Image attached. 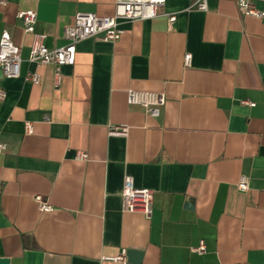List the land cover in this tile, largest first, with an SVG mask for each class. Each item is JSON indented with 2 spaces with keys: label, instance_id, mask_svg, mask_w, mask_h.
I'll return each instance as SVG.
<instances>
[{
  "label": "crops",
  "instance_id": "crops-1",
  "mask_svg": "<svg viewBox=\"0 0 264 264\" xmlns=\"http://www.w3.org/2000/svg\"><path fill=\"white\" fill-rule=\"evenodd\" d=\"M0 2V37L21 59L19 77L0 71V258L121 264L125 249L127 264H264V17L239 15L233 0L205 12L165 0L153 19L120 21L116 43L78 42L55 85L52 65L29 62L17 14L35 11L34 33L57 49L75 14L112 16L114 0ZM128 90L164 93L158 116L127 104ZM120 125L127 136L109 135ZM125 176L152 191L149 219L123 210ZM200 241L205 252H191Z\"/></svg>",
  "mask_w": 264,
  "mask_h": 264
},
{
  "label": "built area",
  "instance_id": "built-area-1",
  "mask_svg": "<svg viewBox=\"0 0 264 264\" xmlns=\"http://www.w3.org/2000/svg\"><path fill=\"white\" fill-rule=\"evenodd\" d=\"M239 15L243 17H255L261 19L264 17V0H233ZM262 3L263 8L258 9L256 3ZM165 0H114V14L112 16H99L93 13H77L73 18V24L66 27L64 38L67 44L61 48L48 49L43 41L44 35L34 33L36 23L35 11H21L17 14L23 25L25 33L33 37L32 46L29 53V62L35 65H52L54 67V82L58 85L60 78V68L62 66H72L75 63L76 44L88 38H95L103 43H116L123 34L120 28V21H144L153 19L159 15L160 9L163 7ZM3 4V2H0ZM190 9L205 12L207 10V0H195ZM169 25L175 21V16L168 17ZM191 57L189 54L184 56L183 64L185 67L190 65ZM20 49L16 46L10 37L8 31H3L0 37V71L2 76L7 79H14L20 74ZM26 81L33 85L39 83V76L36 74H28ZM5 93L0 89V100ZM164 93H155L148 91L128 90L126 93V102L129 105L142 107L151 117L158 116L159 108L165 104ZM244 105L253 106L247 101ZM128 127L124 125L109 127V135L127 136ZM25 132H32L31 123H25ZM6 148V145L0 143V153ZM79 160L88 158L86 153L79 152L77 154ZM237 189L245 192L248 189L247 180L242 177L237 183ZM122 205L123 210L127 213H139L145 219H149L151 215L152 191L150 189L136 188L131 177L125 176L122 188ZM40 212L49 213L53 208L42 201L40 196H35ZM191 252L203 254L205 245L200 241L196 247L191 248ZM121 264H127L126 250L121 249L112 259Z\"/></svg>",
  "mask_w": 264,
  "mask_h": 264
},
{
  "label": "water",
  "instance_id": "water-1",
  "mask_svg": "<svg viewBox=\"0 0 264 264\" xmlns=\"http://www.w3.org/2000/svg\"><path fill=\"white\" fill-rule=\"evenodd\" d=\"M0 264H7V259L0 258Z\"/></svg>",
  "mask_w": 264,
  "mask_h": 264
}]
</instances>
